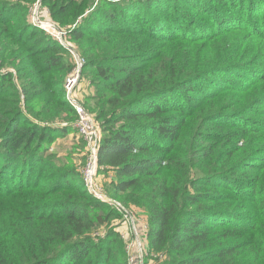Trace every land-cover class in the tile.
<instances>
[{
    "label": "trees",
    "instance_id": "1",
    "mask_svg": "<svg viewBox=\"0 0 264 264\" xmlns=\"http://www.w3.org/2000/svg\"><path fill=\"white\" fill-rule=\"evenodd\" d=\"M31 1L0 0V26ZM95 1L40 0L60 24ZM97 1L90 33L105 56L88 64L114 91L98 115L109 195L139 191L148 247L166 264H264L253 234L264 220V0ZM38 32L35 48L11 49L39 54L30 71L18 67L20 88L0 72V264H128L116 240L90 234L99 199L48 153L51 132L76 120L65 92L22 108L62 85L43 77L62 64V47Z\"/></svg>",
    "mask_w": 264,
    "mask_h": 264
},
{
    "label": "rangeland",
    "instance_id": "2",
    "mask_svg": "<svg viewBox=\"0 0 264 264\" xmlns=\"http://www.w3.org/2000/svg\"><path fill=\"white\" fill-rule=\"evenodd\" d=\"M96 0L88 6L84 12L78 15L76 18H67L66 24L58 23L49 14L45 4H41L40 0L31 1V3L23 4L16 9H12L14 14L10 19L8 26H0V72H10L13 75L14 83L20 88L21 72L18 73V67L26 65V70L30 71L33 63L31 59L35 57L36 52L25 56V54H18L12 52L11 49L15 48L16 51L25 49L30 46L35 48L37 44L38 31L42 30L46 33L47 39L55 40L61 45L62 49V64L58 66H52L51 70L43 77L51 79L52 81H62L61 86H54L53 92L50 89L39 91L35 96L30 98L27 102L22 100V108L28 109L31 107H39L40 100L46 95H52V97L58 101H65L63 91L66 92L64 83L67 77L72 76L76 72L77 60L81 61L79 67V73L77 82L73 88V94L85 107V109L92 114L99 124L102 139V127L100 124L99 114L101 111L102 104L109 96L112 95L113 88L108 84L104 83L103 80L97 75L95 67L88 64L89 59L98 60V57H103L104 50L98 49L96 45L101 43L100 46L105 45L104 40H98L95 32L90 33L93 28V17H100L98 15V8L96 7ZM103 5H106L102 3ZM24 20H28L23 24ZM30 23V24H28ZM33 25L30 30L26 27ZM38 27V28H34ZM6 29L8 33H4ZM75 29V30H74ZM76 33H85L83 37H79ZM10 35L16 37V39L9 38ZM41 46V45H40ZM39 46V47H40ZM134 61L143 62L139 56L133 57ZM125 63L123 59H119L116 62L117 66L119 63ZM25 73V71H23ZM63 89V90H62ZM54 93V94H52ZM24 94H22V98ZM60 114L62 117L69 116L71 122L74 121L75 116L70 105L64 104L61 108ZM58 123H61L57 121ZM57 122H52L51 125ZM56 127V126H54ZM72 130L64 131L65 134L59 132H51L52 141L49 143L48 153H51L55 164L65 170L74 171L78 173L80 178L83 180L86 159V145L85 141L78 132L76 121L71 124ZM46 143V142H45ZM72 175V174H71ZM75 181V179H74ZM84 181V180H83ZM115 181V174L111 171L102 170L98 166L96 167V174L94 176V187L105 194L107 198L119 203H122L126 209H128L136 219V225L138 227L139 239L141 241V251L138 245L136 236L132 233L130 225L118 209H116L110 203L101 200L100 198L98 206H92L89 208V212L95 217V225L93 226L90 234L95 238L97 242L107 237L109 239L116 240L114 251L116 258L120 262H127L128 264H166L165 255L150 251L148 247V236L147 228L144 227L145 223L148 225V212L146 210V204L143 197L136 188H131L126 192L120 193L114 196L109 195L111 187ZM260 228L253 234L257 235V240L264 242V220H259ZM109 235V236H108ZM261 257H264V253H261ZM264 263V258L262 260Z\"/></svg>",
    "mask_w": 264,
    "mask_h": 264
},
{
    "label": "built area",
    "instance_id": "3",
    "mask_svg": "<svg viewBox=\"0 0 264 264\" xmlns=\"http://www.w3.org/2000/svg\"><path fill=\"white\" fill-rule=\"evenodd\" d=\"M81 64V61L77 60L76 72L72 76L67 77L66 82L64 83V87L66 88V100L73 107L76 113L75 121L78 132L85 141L86 145V162L85 167L83 169L84 184L92 195L110 203L116 209L121 211L125 219H127L132 233L136 236L141 251V241L139 239L138 227L136 225V219L134 215L128 209H126L122 203H119L114 200L110 201V199L107 198L105 194H102L101 191L94 187V176L96 174L98 150L101 142V131L98 122L92 116V114L85 109L83 104L74 95H72L74 85L77 82L79 67ZM144 227L147 228L148 225L145 223Z\"/></svg>",
    "mask_w": 264,
    "mask_h": 264
}]
</instances>
